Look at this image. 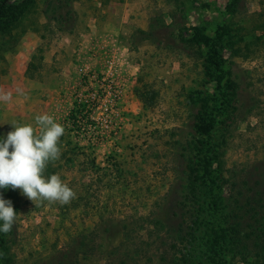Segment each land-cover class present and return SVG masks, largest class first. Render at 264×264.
I'll use <instances>...</instances> for the list:
<instances>
[{
  "label": "rangeland",
  "instance_id": "rangeland-1",
  "mask_svg": "<svg viewBox=\"0 0 264 264\" xmlns=\"http://www.w3.org/2000/svg\"><path fill=\"white\" fill-rule=\"evenodd\" d=\"M25 1L19 24L0 33V93L12 96L0 102V138L13 122L35 127L38 115L63 125L62 155L45 175L58 174L76 198L34 205L19 189H0L18 213L12 231L0 232V249L11 264H170L152 223L169 221V192L181 184L184 166L173 143L185 141L199 106L212 120L219 112L218 73L206 65L205 49L199 55L185 41L208 42L240 86V119L227 122L224 139L216 128L211 141L220 152L214 182L250 165L263 171L264 0H239L234 11L226 9L231 0H69L70 16L61 22L51 19L49 0H0ZM85 73L103 80V87L92 84L98 100L84 91ZM108 85L118 91L114 102ZM135 90L153 96V105L143 106ZM105 105L114 106L102 114ZM220 192L218 210L205 206L206 226L240 210ZM205 227L196 233L206 246L204 264H244L231 250L222 256ZM93 232L86 238L93 252L76 255Z\"/></svg>",
  "mask_w": 264,
  "mask_h": 264
},
{
  "label": "trees",
  "instance_id": "trees-1",
  "mask_svg": "<svg viewBox=\"0 0 264 264\" xmlns=\"http://www.w3.org/2000/svg\"><path fill=\"white\" fill-rule=\"evenodd\" d=\"M238 2L239 0H231L226 9L234 11ZM26 9V1L16 5L0 2V33H6L11 26H17ZM47 10L52 14L51 19L57 22H61L62 19L67 20L71 13L69 0H49ZM185 49L200 51L199 55L203 54L201 50H206L204 58L206 65L214 68L218 73L214 91L219 112L217 119L212 120L211 116L199 106L196 113H191L192 128L187 133L188 137L186 136L184 142L176 140L173 143L175 146L173 149L177 150L175 155L182 160L184 166L181 184L178 191L169 192L173 195L171 197L173 206L168 208L166 217L169 221L165 223L160 219L153 221L152 224L157 229L154 235L160 237L161 243H166L168 246L164 258L170 264H204L206 246L197 243L200 236L196 233L200 234L198 228L210 223L208 219L206 220L205 213L208 208L205 206L218 210L219 204L223 201L220 192L223 188L228 192L227 197L230 202L240 210L233 212L234 216L228 219L224 217L221 219L218 216L216 227L213 225L205 227L211 232L212 245L218 246L222 256L231 250L233 257H238L244 264H264V170L259 171L258 167L250 165L239 172L230 171L228 177L221 174L219 183L214 182L212 175L220 152L218 146L211 141L216 140L214 138L216 128L223 129L221 137L224 139L229 127L227 122L240 119V114L237 113L240 86L225 70L217 50L200 36H193L185 41ZM134 93L143 106L153 105V96L146 97L140 90H135ZM229 107H231L230 113ZM236 174L241 178H236ZM204 197L208 198V205L203 201ZM173 224L175 225L172 226ZM165 225L168 228H165ZM104 231L106 232L105 228L101 230ZM162 231L165 232L164 236L159 234ZM93 234L94 232L83 237L85 243L82 240L78 242L79 250L76 255L86 256L93 252L94 244L86 243V238H93ZM197 248H200L199 252L204 251L203 257L197 254ZM1 249L0 264H11L6 248ZM74 262L76 263L77 260L75 259Z\"/></svg>",
  "mask_w": 264,
  "mask_h": 264
},
{
  "label": "clouds",
  "instance_id": "clouds-1",
  "mask_svg": "<svg viewBox=\"0 0 264 264\" xmlns=\"http://www.w3.org/2000/svg\"><path fill=\"white\" fill-rule=\"evenodd\" d=\"M11 98V93H0V102L7 103ZM11 125L13 130L0 138V189H19L34 205L44 201L69 204L76 198L74 190L58 174L45 175L48 165L62 155L65 127L49 115L36 116L35 127L15 122ZM17 215L12 201L0 194V232L10 233Z\"/></svg>",
  "mask_w": 264,
  "mask_h": 264
},
{
  "label": "built area",
  "instance_id": "built-area-1",
  "mask_svg": "<svg viewBox=\"0 0 264 264\" xmlns=\"http://www.w3.org/2000/svg\"><path fill=\"white\" fill-rule=\"evenodd\" d=\"M83 83H84V86H83L84 91L85 92L90 91L89 96L92 99L98 100L96 98V92H95V90H93L92 84H99L100 87H103V84H102L103 83V80H102V78H98V76L95 73H85L84 74ZM104 92L106 93V97H108V99L110 100V102H114L115 98H117V96H118V91L115 90V86L113 87L112 85H108V89L107 90H104ZM113 106L114 105H105L104 108H103V111H101L102 114H103V112H107L108 110L111 111L112 108H113Z\"/></svg>",
  "mask_w": 264,
  "mask_h": 264
}]
</instances>
